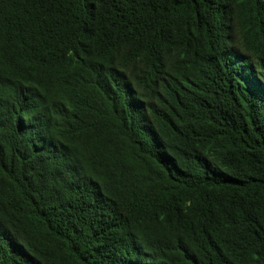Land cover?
<instances>
[{
	"label": "trees",
	"instance_id": "obj_1",
	"mask_svg": "<svg viewBox=\"0 0 264 264\" xmlns=\"http://www.w3.org/2000/svg\"><path fill=\"white\" fill-rule=\"evenodd\" d=\"M0 264H264V0H0Z\"/></svg>",
	"mask_w": 264,
	"mask_h": 264
}]
</instances>
